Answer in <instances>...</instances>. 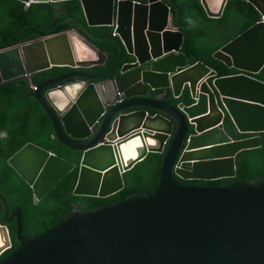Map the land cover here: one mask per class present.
Here are the masks:
<instances>
[{
	"label": "water",
	"instance_id": "water-1",
	"mask_svg": "<svg viewBox=\"0 0 264 264\" xmlns=\"http://www.w3.org/2000/svg\"><path fill=\"white\" fill-rule=\"evenodd\" d=\"M18 1L28 7L71 0ZM79 1L87 26L77 23L85 34L70 29L0 49V85L25 79L54 135L82 151L75 195L117 193L125 172L165 149L157 187L90 209L76 203L34 235L23 234L22 208L11 210L0 193V264H264V176L226 180L237 175L240 151L262 145L264 81L255 75L264 67V0H243L261 20L214 53L241 71L224 76L191 64L181 51L184 34L172 0ZM227 3L200 0L210 18H221ZM89 27L111 33L95 36ZM76 40L89 58L78 56ZM93 41L117 46L118 60L102 72L76 71L106 64L108 53ZM125 54L131 59L123 63ZM52 67L68 70L33 83L36 72ZM226 116L237 132L252 135L234 138ZM8 163L36 203L76 167L32 141ZM14 220L20 244L1 258L12 247Z\"/></svg>",
	"mask_w": 264,
	"mask_h": 264
},
{
	"label": "trees",
	"instance_id": "trees-1",
	"mask_svg": "<svg viewBox=\"0 0 264 264\" xmlns=\"http://www.w3.org/2000/svg\"><path fill=\"white\" fill-rule=\"evenodd\" d=\"M132 1L148 2V0ZM163 1L167 3L166 0ZM172 1L174 7L178 8L175 25L184 34L181 51L185 53L189 62L191 64L202 62L216 70L217 76L240 73L239 69L228 67L213 55L261 20V14L257 9L243 0H228L222 17L210 18L206 15L200 0ZM174 7L172 6L171 10L175 13ZM77 22L81 26H87L79 0L32 3L28 7L18 0H0V49L70 29H78L85 34ZM88 30L99 37H106L111 33L109 27H89ZM93 42L101 51L108 53V59L105 65L94 66L88 70L102 72L113 67L119 57L117 46L108 42ZM130 59V56L125 54L123 63ZM67 70L68 67L42 70L33 75L32 81L38 85L44 79L56 77ZM255 76L264 81V67ZM28 86L31 88L30 85ZM27 94L25 79L0 85V193L11 210L16 205L22 208L24 235H34L54 226L76 203H80L84 209H90L125 198L130 193H152L156 189L165 149L161 153H148L146 158L125 172V187L117 193L108 197L75 195L74 188L79 177L82 151L71 149L59 141L54 135L49 117L39 102ZM225 127L236 139L252 135L237 132L229 116L225 118ZM28 141L76 164V167L37 203L34 202L30 185L8 163V159ZM236 168L237 175L226 180L249 181L254 177L264 176V133L260 147L245 149L237 154ZM186 182L197 184L204 181L187 180ZM213 182L220 183L221 180ZM16 227V221L8 224L12 247L7 249L1 258L7 257L20 244L16 236Z\"/></svg>",
	"mask_w": 264,
	"mask_h": 264
},
{
	"label": "bare ground",
	"instance_id": "bare-ground-1",
	"mask_svg": "<svg viewBox=\"0 0 264 264\" xmlns=\"http://www.w3.org/2000/svg\"><path fill=\"white\" fill-rule=\"evenodd\" d=\"M76 48H77L76 50H77L78 56H80L81 59L89 58V57H85V55H87L86 50L83 49V47L81 46L80 42H78L77 40H76ZM93 57H94V55H93ZM2 240L3 239L0 236V243L2 242Z\"/></svg>",
	"mask_w": 264,
	"mask_h": 264
},
{
	"label": "flooded vegetation",
	"instance_id": "flooded-vegetation-1",
	"mask_svg": "<svg viewBox=\"0 0 264 264\" xmlns=\"http://www.w3.org/2000/svg\"><path fill=\"white\" fill-rule=\"evenodd\" d=\"M122 66V65H121ZM120 66V67H121ZM120 67L112 74V75H115V74H117L118 72H119V70H120ZM76 71H90V70H88V69H84V68H79V69H76ZM15 221V220H14ZM13 222V221H12Z\"/></svg>",
	"mask_w": 264,
	"mask_h": 264
},
{
	"label": "built area",
	"instance_id": "built-area-1",
	"mask_svg": "<svg viewBox=\"0 0 264 264\" xmlns=\"http://www.w3.org/2000/svg\"><path fill=\"white\" fill-rule=\"evenodd\" d=\"M34 88H36V86H34Z\"/></svg>",
	"mask_w": 264,
	"mask_h": 264
},
{
	"label": "crops",
	"instance_id": "crops-1",
	"mask_svg": "<svg viewBox=\"0 0 264 264\" xmlns=\"http://www.w3.org/2000/svg\"><path fill=\"white\" fill-rule=\"evenodd\" d=\"M200 149H202V148H200Z\"/></svg>",
	"mask_w": 264,
	"mask_h": 264
}]
</instances>
